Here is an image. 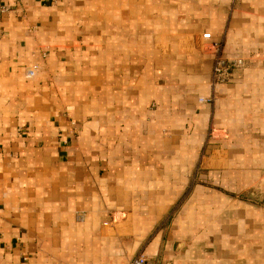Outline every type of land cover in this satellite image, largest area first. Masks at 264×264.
<instances>
[{"label": "crops", "instance_id": "0c3cea01", "mask_svg": "<svg viewBox=\"0 0 264 264\" xmlns=\"http://www.w3.org/2000/svg\"><path fill=\"white\" fill-rule=\"evenodd\" d=\"M252 186L264 0H0V264H264Z\"/></svg>", "mask_w": 264, "mask_h": 264}, {"label": "built area", "instance_id": "2783aa9c", "mask_svg": "<svg viewBox=\"0 0 264 264\" xmlns=\"http://www.w3.org/2000/svg\"><path fill=\"white\" fill-rule=\"evenodd\" d=\"M231 4H236L239 0H229ZM202 38L208 40L210 34L204 33ZM245 65V61L242 59H227L220 54H216L211 69L210 84L212 86L227 83L230 81L232 71L234 68H241ZM30 73V71H28ZM212 98H199V103L210 102ZM146 259L142 254L136 255L130 262V264H145Z\"/></svg>", "mask_w": 264, "mask_h": 264}, {"label": "rangeland", "instance_id": "374dc122", "mask_svg": "<svg viewBox=\"0 0 264 264\" xmlns=\"http://www.w3.org/2000/svg\"><path fill=\"white\" fill-rule=\"evenodd\" d=\"M214 130L212 126L208 127V130L206 132V143H209L208 141L210 139H212ZM203 171L201 162L197 163L196 168L194 170V173L192 174L190 181L188 183V186L186 188V192L184 194V197H182L181 199H179L169 210L168 212L165 214V216L163 217V219L160 221L159 223V228H164L166 227L171 219L176 215L180 205L184 202L185 197L188 195V193L191 191L192 187L199 183L201 178H200V174ZM245 197L247 199L250 200L251 204L253 205H257V206H262L264 207V197L262 196V190L261 188L259 189V187L256 186H252L248 189L245 190ZM141 251H137L129 260V263L131 262V260L138 254H140Z\"/></svg>", "mask_w": 264, "mask_h": 264}]
</instances>
